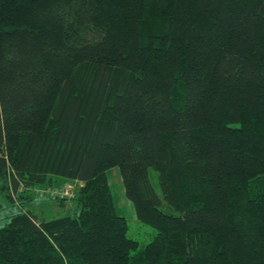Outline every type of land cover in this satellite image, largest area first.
<instances>
[{
    "label": "trees",
    "instance_id": "obj_1",
    "mask_svg": "<svg viewBox=\"0 0 264 264\" xmlns=\"http://www.w3.org/2000/svg\"><path fill=\"white\" fill-rule=\"evenodd\" d=\"M0 193V264H264V0H0Z\"/></svg>",
    "mask_w": 264,
    "mask_h": 264
},
{
    "label": "rangeland",
    "instance_id": "obj_2",
    "mask_svg": "<svg viewBox=\"0 0 264 264\" xmlns=\"http://www.w3.org/2000/svg\"><path fill=\"white\" fill-rule=\"evenodd\" d=\"M150 173L151 183L158 191L157 174L152 171ZM109 184L116 208L120 210L121 215L128 223V237L138 243V251L135 252L138 253L152 240L155 232L151 227L136 221L133 208L126 199L118 169L109 172ZM81 187L82 184L77 181L52 178L50 183L40 185L30 192L20 189L22 193H19L18 197L21 194L22 200L17 199L16 196L15 201L16 203L23 201L26 207L33 210L38 219L49 220L71 213ZM25 197L26 199L23 200ZM10 209L12 210V207L0 193V213L10 211ZM2 223L3 221H0V226Z\"/></svg>",
    "mask_w": 264,
    "mask_h": 264
}]
</instances>
